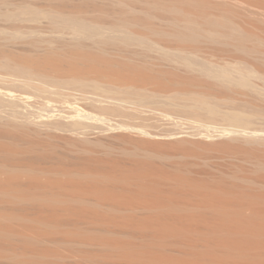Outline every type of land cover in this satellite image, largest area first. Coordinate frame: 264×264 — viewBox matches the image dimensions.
Listing matches in <instances>:
<instances>
[{
	"label": "rangeland",
	"instance_id": "374dc122",
	"mask_svg": "<svg viewBox=\"0 0 264 264\" xmlns=\"http://www.w3.org/2000/svg\"><path fill=\"white\" fill-rule=\"evenodd\" d=\"M247 1L0 0V87L28 97L20 105L0 102V143H15L17 139L25 147L26 138L35 141L33 157L37 165L47 166L51 160L65 162L67 157L66 163L69 159L73 163L87 150L93 156L121 157L127 153L125 148L128 152L132 148L143 150L154 137L161 141L166 136L169 144L175 141L172 147L169 140L163 142L169 148L166 152H171L164 158L169 167L178 164L180 151L187 145L190 155L186 152L187 159L181 158L187 165L190 162L192 173L217 177L239 167L250 171L254 165L251 159L242 152L248 160L241 157L235 148L229 151L234 142L247 141V131L255 133L249 139L264 150V73L257 70L258 65L264 66V11L259 3ZM175 6L205 7L214 14L229 12L225 14L233 22L217 28L201 27L197 42L182 49L175 46L173 30L186 21L178 20ZM238 24L258 33L244 48L230 43ZM81 48L143 66L165 84L160 89L152 82L139 85L110 69L99 75L55 77L32 69L28 72L17 64L23 58L44 60L54 53L59 56L60 52ZM222 73L228 74L230 81L221 82L218 76ZM192 75L198 78L195 82L182 80ZM192 104L199 110H183ZM233 118L239 119V126L233 124ZM234 128L238 136L243 133L245 137L229 133ZM233 138L228 150H224L225 145L217 148V142ZM248 141L239 146L253 147ZM193 146L198 152L192 151ZM45 150L53 152L50 161L44 160ZM75 258L67 255L60 264H74Z\"/></svg>",
	"mask_w": 264,
	"mask_h": 264
},
{
	"label": "bare ground",
	"instance_id": "6f19581e",
	"mask_svg": "<svg viewBox=\"0 0 264 264\" xmlns=\"http://www.w3.org/2000/svg\"><path fill=\"white\" fill-rule=\"evenodd\" d=\"M248 1L259 3L264 11V0ZM201 8L175 6L178 20L186 21L173 30L178 44L175 46L188 48L197 40L201 27L217 28L233 22L225 14L229 12L214 14L212 9ZM237 27L230 43L244 48L248 39L255 38V32L244 25ZM52 55L44 60L23 58L14 62L28 72L55 77L99 75L110 69L139 85L152 82L160 89L165 84L143 66L138 68L132 62L117 61L102 53L81 48ZM257 70L264 73V66L258 65ZM218 77L221 82L231 79L223 73ZM196 79L192 75L182 80ZM27 98L0 87L2 103L20 105ZM188 109L196 112L199 106L192 104L183 110ZM232 121L236 124L239 119ZM235 128L229 133L236 134ZM242 134H236L237 138ZM245 135L254 137L255 133L247 131ZM163 137H156L161 141L149 138L153 140L149 145L143 140L148 146L140 143L146 146L143 150L130 148L128 152L125 148L128 156L124 151L122 158L93 156L87 150V154L79 153L73 163L69 159L68 164V157L63 156L65 162L58 157L60 160L54 163L52 157L49 159L53 152L45 150L44 160L52 162L47 166L37 165L33 157L37 152L35 141L26 138L27 146L22 147L16 139L22 148L12 137V142L7 138L11 143H0V264H60L67 255L76 256L74 264H264V150H257L250 137L246 139L254 146L249 148L248 144L243 147L247 141H240L241 147L234 138L217 142V148L225 145L224 150H228L233 141L235 145L229 151L235 148L241 157L251 159L254 167L251 165L248 171L245 165L243 172L237 164L238 169L228 178L222 172L216 177L188 169L192 166L186 161L187 145L180 151L186 159L179 156L176 166L166 165L171 152H166L169 148ZM193 147L195 153L198 147Z\"/></svg>",
	"mask_w": 264,
	"mask_h": 264
}]
</instances>
